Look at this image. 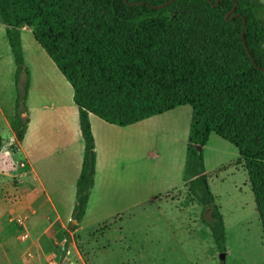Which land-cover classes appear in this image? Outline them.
Segmentation results:
<instances>
[{
  "label": "trees",
  "instance_id": "trees-1",
  "mask_svg": "<svg viewBox=\"0 0 264 264\" xmlns=\"http://www.w3.org/2000/svg\"><path fill=\"white\" fill-rule=\"evenodd\" d=\"M169 1L0 0V22L16 65L11 143L17 150L30 124L32 75L25 61L23 28L32 30L74 89L85 143L72 214L78 225L96 181L90 115L127 127L190 106L184 180L202 206L201 219L213 235L220 264H226L227 229L209 184L204 147L215 133L238 149L264 233V3L176 0L153 8Z\"/></svg>",
  "mask_w": 264,
  "mask_h": 264
},
{
  "label": "rangeland",
  "instance_id": "rangeland-1",
  "mask_svg": "<svg viewBox=\"0 0 264 264\" xmlns=\"http://www.w3.org/2000/svg\"><path fill=\"white\" fill-rule=\"evenodd\" d=\"M4 36L6 31L0 22V66L7 63ZM186 108L192 110L190 106ZM189 125L190 121L177 136L167 134L158 140L142 134L140 206L136 205L131 215L124 214L122 221L110 222L112 233L105 240L122 242L127 248L104 252L105 256L98 250L99 257L102 254L104 259H112L108 264H220L214 239L201 219L202 208L185 190ZM15 151L9 141L0 144V264H85V247L90 242H95L94 246L100 243L104 225L99 219H90L71 229V222L64 228L51 224L49 219L46 234L31 232L27 226L29 205L38 189L32 187L33 181L28 185L29 181L21 179L28 169L19 157L11 156ZM183 152L184 166L172 164L171 158ZM204 153L212 192L226 219V264H264L263 225L244 159L234 145L216 134L211 136ZM183 182L181 219L171 192ZM160 194H165L162 202L156 201ZM86 261L94 264L90 259Z\"/></svg>",
  "mask_w": 264,
  "mask_h": 264
},
{
  "label": "crops",
  "instance_id": "crops-1",
  "mask_svg": "<svg viewBox=\"0 0 264 264\" xmlns=\"http://www.w3.org/2000/svg\"><path fill=\"white\" fill-rule=\"evenodd\" d=\"M3 27L5 28L4 25ZM21 36L26 65L32 75L28 98L30 124L24 141L11 156L19 157L20 162H23L22 166L28 169L27 175L22 173L25 176L21 179L29 181L28 185L29 183L31 185L33 181L35 186L32 187L38 189V194H35L29 205L31 213L28 215L27 226L31 232L44 235L47 232L45 223L49 219L53 221L51 224H58L64 228L72 222L85 143L72 85L35 40L31 29L23 28ZM4 41L8 52L6 66H0V144L2 145L8 141L12 142L14 138L17 97L14 54L7 35L4 36ZM90 121L96 142V181L87 214L82 223L90 219H99L100 225L104 226L100 231V243L94 246L95 242H90L86 245L85 250L88 253L84 263L89 264L86 259H90L94 264H108L112 259H104L102 254L99 257L98 250L105 256L104 252L127 248L122 245V242L113 243L105 240L112 233L109 228L110 222L122 221L124 214L131 215L135 206H140L141 158L139 153L142 134L150 140H153L152 138L158 140L163 135L172 133L177 136L182 133L184 125L189 121L190 132L192 110H187L186 106L178 107L127 127L107 123L94 114L90 115ZM185 132L187 130L184 129L186 136ZM171 162L184 166V152L171 158ZM206 169L210 184L207 165ZM22 182L26 184L25 181ZM184 182L171 192L174 193L171 199L177 203L176 208L181 219L184 216ZM185 185L186 193L202 208L189 192L186 182ZM163 196L165 194H160L156 201L162 202ZM220 210L225 221L221 207ZM181 229H183L182 222ZM89 234L96 233L89 232ZM211 236L213 238L212 233Z\"/></svg>",
  "mask_w": 264,
  "mask_h": 264
},
{
  "label": "water",
  "instance_id": "water-1",
  "mask_svg": "<svg viewBox=\"0 0 264 264\" xmlns=\"http://www.w3.org/2000/svg\"><path fill=\"white\" fill-rule=\"evenodd\" d=\"M175 1L176 0H171V1L167 2V3H165V4H162V5H159V6H154L153 8L154 9H162L164 7H167V6L171 5V4H173ZM236 7H237V5H236ZM236 7L231 12H229L227 14V16H226L227 18L234 13V11L236 10ZM234 16H238V15H234ZM245 29H246V24H244L243 31H242V36H243V40H244L245 46L247 47L246 40H245ZM248 52L250 54V51L249 50H248ZM250 56H251L252 61L255 63L253 56L252 55H250ZM197 149L199 151H201L202 150V146H197ZM77 224H78L77 221L72 222L71 229H74Z\"/></svg>",
  "mask_w": 264,
  "mask_h": 264
},
{
  "label": "built area",
  "instance_id": "built-area-1",
  "mask_svg": "<svg viewBox=\"0 0 264 264\" xmlns=\"http://www.w3.org/2000/svg\"><path fill=\"white\" fill-rule=\"evenodd\" d=\"M19 223H21V224H22V222H21V221H19Z\"/></svg>",
  "mask_w": 264,
  "mask_h": 264
}]
</instances>
